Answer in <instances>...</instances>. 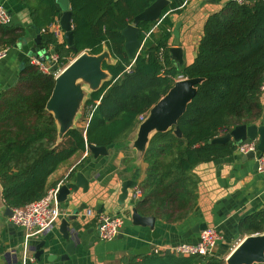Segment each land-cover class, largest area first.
Segmentation results:
<instances>
[{"label": "trees", "instance_id": "1", "mask_svg": "<svg viewBox=\"0 0 264 264\" xmlns=\"http://www.w3.org/2000/svg\"><path fill=\"white\" fill-rule=\"evenodd\" d=\"M154 1L70 0L78 52L49 28L57 22L56 0H38L31 9L32 23L42 30V44L58 47V67H66L69 57L83 51L97 55L106 48L115 62L103 61V69L111 77L85 100V124L71 127L61 140H57L54 115L47 109L55 86L53 73H44L35 64L23 66L15 85L0 89V183L6 206H24L46 195L52 173L74 155L87 151L88 144H124L138 127V117L147 113L179 76L202 77L195 97L179 119L182 135L175 133V127L156 132L143 159L148 168L141 183L144 198L139 204L149 205L152 213L166 219L186 217L199 197L193 169L237 150L233 140L213 142L219 129L231 131L262 116L264 0L245 4L230 0L210 14L194 61L183 67L174 63L169 51L175 27L170 13L182 11L172 3L161 22V18L139 22L140 40H145L146 48L128 72L132 60L122 30ZM155 25L157 31L145 38ZM4 26L9 35L2 47L16 46L18 39L26 36L24 27ZM239 227L242 232L263 233L264 207L242 217ZM116 264H226V260L216 254L182 256L151 251L141 256L126 254Z\"/></svg>", "mask_w": 264, "mask_h": 264}, {"label": "crops", "instance_id": "2", "mask_svg": "<svg viewBox=\"0 0 264 264\" xmlns=\"http://www.w3.org/2000/svg\"><path fill=\"white\" fill-rule=\"evenodd\" d=\"M229 1L175 0L182 11L171 12L170 16L175 26L182 22L179 45L184 49V65L191 64L195 59L208 16L221 10ZM0 3L10 13L11 24L24 27L26 36L37 35L32 27L34 24L31 19V9L37 6L38 0H1ZM55 4L59 14L57 22L51 24L49 28L52 31L57 27L60 28L62 33L58 38L64 41V32L59 24L62 10L57 3ZM8 35L6 27L0 24V47L5 45ZM174 63L178 65L175 61ZM22 67L23 64L18 59V49L16 46L10 47L8 55L0 60V89L15 85ZM261 103L263 114L254 122L259 125L263 123L264 92L261 93ZM136 129L124 140V144L108 147L107 156H100L96 160L89 150L80 152L52 173L48 180L49 189L61 186L74 170L90 169L92 171L89 176V190L84 192L79 189L71 193L65 202L59 203L62 215L46 232L32 237L28 243H25L21 228L15 227L16 232L13 233L7 225L9 222L7 217L4 226L0 228V264H25L28 254L34 256L35 261L27 260L26 264H116L121 257L134 253L135 248L144 245L152 246L151 252L156 246L165 247L183 240H197L198 234L187 239H184L182 234L199 222H206L208 226H214L219 230L221 239L214 254L226 259L230 251L243 238L250 235L240 230V219L264 207V172H260L258 167L255 168L256 159L248 158L236 150L228 157L197 165L193 169V174L198 179L197 205L186 217L178 219L175 215L172 219H166L160 214L152 213L149 205L139 204L144 198V192L139 198L133 199L135 188L142 189L141 183L148 168L143 158L136 160L137 151L128 145L129 141L135 139ZM98 161L101 166L95 169ZM97 174L99 176L95 177ZM126 179L136 180L138 184L129 190L126 199L121 200L122 183ZM83 203H86L87 207H82L78 222H74L80 231L82 243L77 246L75 254L68 259H62L65 253V242L60 232L61 220L73 214ZM134 206L142 215L156 217L154 228L136 226L132 223V207ZM88 209L92 210L93 215L88 214ZM2 210L4 211V207L0 208V213ZM101 212L123 215L124 236L122 238L113 241L99 239L95 215ZM82 215H86V218L82 219ZM155 231L158 233L157 236L154 235ZM17 239L18 242H16ZM44 240H46L45 251L42 258L38 260L33 246Z\"/></svg>", "mask_w": 264, "mask_h": 264}, {"label": "water", "instance_id": "3", "mask_svg": "<svg viewBox=\"0 0 264 264\" xmlns=\"http://www.w3.org/2000/svg\"><path fill=\"white\" fill-rule=\"evenodd\" d=\"M1 1V0H0ZM56 3L62 10V15L59 19V24L64 32V41L67 47L78 52V48L74 44V25H73V10L70 0H56ZM175 0H155L150 6L136 16L134 21L127 25L122 34L125 37V48L129 58L134 61L140 51L144 50L145 43L140 40L141 30L138 27L141 21H157L161 18L163 12ZM182 22L177 23L173 30V45L170 46L171 58L178 64V67L184 65V49L180 46V27ZM36 31V36H25L18 39L16 48L18 49V59L23 66L31 65L32 57H39L42 62H48L53 69L57 68L56 63L52 60L51 55L57 53L58 47L48 48L42 44L41 30L36 25L32 26ZM115 62L109 50L106 48L102 53L93 55L86 51L79 53L76 58L68 64L56 77L55 86L52 95L47 103V109L53 113L55 121L59 128L58 139L61 140L68 129L73 126V121L80 107L81 101L86 96L84 89L78 83L80 79L90 82L92 91L101 87L104 81L110 79L111 75L108 70L103 69V61ZM203 81L202 77L180 78L170 88V90L157 102L150 110L146 118L138 124L137 133L134 140L129 141V147L137 151L136 160L143 158L148 149L152 136L159 131H167L175 127V133L178 136L182 135V130L179 127V119L185 113L188 104L192 101L197 93V85ZM89 95V94H88ZM88 97V96H87ZM87 99V98H86ZM262 124H240L232 128L225 135L218 136L213 139V142L227 141H245L247 139L258 140L257 149L260 153L264 152V116ZM94 159H99L100 156H107L109 149L105 145L88 144ZM248 158L255 159V152H250L246 155ZM101 163L98 161L95 169H98ZM258 167V162L255 163V168ZM92 171L74 170L72 171L67 181L61 184L57 193V201L65 202L73 192L82 189L87 192L90 188V178ZM99 174L95 175L98 177ZM138 182L133 179H126L122 183L121 200L126 199L129 190L136 186ZM4 207L5 216H12V208L5 205L3 198V189L0 184V208ZM87 207L86 203L81 204L73 214L63 218L60 224V232L65 242V253L62 259H68L77 251V246L82 243L80 231L75 226L74 222H78L79 211ZM86 215H82V219ZM132 223L136 226L154 228L156 217L152 215H142L136 206L132 207ZM5 221H0V226H4ZM9 229L15 233L13 223H7ZM208 227L206 222H199L187 229L182 237L187 239L194 234H199L201 230ZM122 232V231H121ZM123 232L116 239L122 238ZM46 240L41 241L33 246L35 257L40 260L44 254ZM152 246L144 245L135 248L133 252L137 255H145L150 252ZM56 256V255H54ZM264 263V232L253 233L243 238L240 243L226 257V264H255Z\"/></svg>", "mask_w": 264, "mask_h": 264}, {"label": "built area", "instance_id": "4", "mask_svg": "<svg viewBox=\"0 0 264 264\" xmlns=\"http://www.w3.org/2000/svg\"><path fill=\"white\" fill-rule=\"evenodd\" d=\"M239 4L248 3L249 0H233ZM169 12L165 13L159 20H161L168 15ZM11 22V15L7 9L0 3V24L5 25ZM158 25L153 26L147 33V38L152 32H156ZM57 36L61 35L60 28L54 30ZM145 41V40H144ZM143 41V42H144ZM10 47H0V60L5 58L9 53ZM161 57L163 56V49L160 51ZM52 60L56 63L57 68L53 69L50 63L42 62L39 57H33L31 62L41 69L44 73H53L56 77L62 70L58 67L59 56L57 53L51 55ZM133 61L127 66V71L131 70ZM181 78H183L181 76ZM261 92H264V79L261 84ZM147 113L141 114L138 117L139 123L143 121ZM229 130L227 127H222L219 129V136L225 135ZM258 140L257 139H247L245 141H240L237 143V151L243 155H247L250 152H255V159L258 162V170L264 172V152L260 153L257 149ZM58 187H54L48 190L46 195L42 198L28 203L24 206L12 208V216L9 217V222L13 223L15 227L21 228L23 235L25 236V243H28L32 237H36L46 232L52 226L57 223L62 212L59 207V202L57 201ZM143 191L139 187L135 188L133 194V199H137L142 196ZM89 215H93L92 210L88 211ZM97 218V233L98 237L102 241H113L121 233L124 217L122 214H110L106 212H101L95 215ZM221 235L219 230L214 226H208L206 229L201 230L198 234V238L195 241H181L173 245H168L165 247H153L152 251L156 253L171 251L177 255L182 256H192V255H212L215 252ZM30 261H35L34 256L28 254L26 259ZM25 261V260H24ZM25 261V264H26Z\"/></svg>", "mask_w": 264, "mask_h": 264}, {"label": "rangeland", "instance_id": "5", "mask_svg": "<svg viewBox=\"0 0 264 264\" xmlns=\"http://www.w3.org/2000/svg\"><path fill=\"white\" fill-rule=\"evenodd\" d=\"M76 58V57H75ZM75 58L73 57H69V63L70 64ZM65 67H61L60 70H63ZM181 77L179 76L178 79H180ZM78 83L82 86V88L84 89V92L86 93V96L84 97V99L81 101V104H80V107L76 113V117L73 121V124L76 125V126H82L85 124L86 120H87V114H84V103H85V100L88 96V94L92 91V87L90 85V82L86 81V80H83V79H80L78 81ZM137 130V129H136ZM137 133V131H136ZM91 154V153H90ZM7 219V217L5 216V211H1L0 213V221H5ZM18 242V239L17 241ZM231 252V251H230ZM228 256V255H227ZM226 260V259H225ZM111 263V262H110ZM112 264V263H111Z\"/></svg>", "mask_w": 264, "mask_h": 264}, {"label": "flooded vegetation", "instance_id": "6", "mask_svg": "<svg viewBox=\"0 0 264 264\" xmlns=\"http://www.w3.org/2000/svg\"><path fill=\"white\" fill-rule=\"evenodd\" d=\"M90 211V209L87 210V212Z\"/></svg>", "mask_w": 264, "mask_h": 264}]
</instances>
